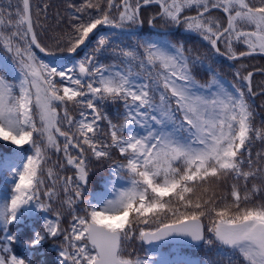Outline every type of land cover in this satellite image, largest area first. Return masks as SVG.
Returning <instances> with one entry per match:
<instances>
[{
    "label": "snow or ice",
    "instance_id": "6c2138e0",
    "mask_svg": "<svg viewBox=\"0 0 264 264\" xmlns=\"http://www.w3.org/2000/svg\"><path fill=\"white\" fill-rule=\"evenodd\" d=\"M22 3L15 20L11 11L0 7V46L13 54V63L20 71L19 83H10L8 77L14 69L7 61H0V142L15 149L0 155V170L11 177L10 195L5 189L0 203V225L6 233L0 242V264H26L24 258L10 253L18 237L8 231L9 225L36 210L51 212L57 201L72 214L70 227H61L62 216L57 212L55 219H44L42 230L33 232L27 244L36 249L47 239L62 236L58 264H150L148 259L123 254L124 243L134 237L149 244L187 237L203 241L210 251L214 247L218 257L215 264H264V152L255 157L252 154L254 141L264 142V126H255L245 92L235 89L234 94L215 77L208 86L215 87L210 95L193 91L199 86L192 71L197 64L202 65V60L198 55H185L182 43L148 42L141 46L142 53L121 49L127 71L97 66L92 57L78 63L75 75V68L37 63L32 47L41 52L45 49L34 30L29 0ZM106 3L107 8H101L100 3L85 0L76 9H96L99 14L87 20L72 18L69 53L84 45L98 26L122 28L143 23L139 19L141 7L155 3L160 18L176 26L183 24L215 54L231 60L264 54V0ZM114 9L118 16L112 15ZM188 10L196 14L184 15ZM212 10H220L226 24L212 16ZM108 43L107 37L101 36L96 51ZM237 44L244 45L246 51H237ZM137 61L136 66L146 72L143 82L133 78L132 64ZM236 76L255 96L253 73L240 77L237 71ZM56 77L61 78V87ZM106 101L124 103L123 124L101 114L98 104ZM70 104L80 106L78 118L70 115ZM58 109L63 110L62 116ZM177 112L182 117L179 124ZM102 120L107 121L110 143L100 139L104 134L99 124ZM152 122L161 127L155 129ZM168 122L174 125L171 130H166ZM131 124L141 125L145 134H125ZM59 137L64 138L62 146ZM25 146L30 147L31 155L25 154ZM113 149L120 160L109 164L113 176L108 181L110 189L106 194L90 196L86 214L77 215L75 206L83 201L91 160H112ZM50 152L62 153L63 162L52 161ZM69 167L75 170L74 176L62 174ZM229 177L235 183L219 200L214 190L208 198L197 194L198 189L207 193L210 185L218 187ZM257 180L259 184L249 187L250 181ZM118 181L123 183L118 186ZM42 196L47 203L42 202ZM204 218L209 220V238L204 235ZM150 220L157 226L140 228L136 237L134 225H148Z\"/></svg>",
    "mask_w": 264,
    "mask_h": 264
},
{
    "label": "trees",
    "instance_id": "16d2710c",
    "mask_svg": "<svg viewBox=\"0 0 264 264\" xmlns=\"http://www.w3.org/2000/svg\"><path fill=\"white\" fill-rule=\"evenodd\" d=\"M253 3L256 0H252ZM31 16L34 23V30L38 37V42L41 47L45 49L46 52L52 54H65L68 53V38L73 34L72 25L74 16H79L82 20H87L89 16H95L99 13L96 9H85L83 12H77L76 9L80 8L85 0H29ZM93 3H100L101 8H107L106 0H93ZM11 5V7H8ZM72 5V7H70ZM0 7L4 8L6 11H11L13 13V20L16 19L15 12L17 7L22 10V5L20 0H0ZM158 12L157 7H149L140 10V19L142 23V29L139 32H116L111 30H99L90 39L87 46L77 53L71 59L63 61H52L45 59L39 55L32 47V52L37 58V63L44 62L50 66H56L58 69L63 68L67 70L68 68H75L76 71L72 73L73 75L78 73V63L85 59L86 57H92L93 63L97 66L104 65L105 67H110L112 71H127V65L122 61L124 58L120 55L121 49H137L141 53L143 52L142 45L148 42H163L167 41L173 45H180L181 43L185 48V55L189 56H200L202 60V65L197 64L192 71V75L199 86L193 91L199 95H210L211 92L215 91V87L209 88V84L212 82L213 77H215L226 89L232 91L235 94V89H242L245 92V99L251 105L254 113V124L256 127L264 126V121L262 114L264 111V95L258 97L256 100H252L247 92L246 87H242V81L236 76L237 71L240 72V77H243L247 72L253 69H264V59L260 57L245 58L238 62L229 63L223 58L215 54L210 46L204 41L199 35L194 33H187L181 30V24L177 31L169 33H156L152 32L148 28V21ZM196 13L194 10H188L184 15H190ZM113 16H118V12L114 9L112 12ZM212 16L216 17L221 21V23H226L225 17L219 12H212ZM154 26L159 28H172L170 23L165 22L162 18H159L153 22ZM126 27H135L136 24H126ZM101 36L107 37L109 43L105 45L100 51H96L98 46V40ZM221 51H224V46L221 45ZM60 48H64V51H60ZM237 51H243L245 48L242 44L234 45ZM190 50V51H188ZM0 54L7 60L14 70H19L18 66L13 63V54L7 52L2 46H0ZM139 62H133L132 72L133 78L137 82H143L146 76V72L136 65ZM211 69V71H209ZM140 73L137 77L136 74ZM10 83H15L14 72L8 77ZM57 86L60 85V77H56ZM65 84L67 81L64 82ZM16 84V83H15ZM252 88L253 91H258L264 89V75H255L252 78ZM157 101H159L157 95ZM102 115H107L109 119L115 124H123L125 107L122 101H106L98 104ZM175 108V105H172ZM61 116L63 115V110L58 109ZM80 111V106L69 105V113L71 116L78 118ZM181 114L176 113V122L181 119ZM37 124L39 125L38 117ZM100 127L103 129V133L100 139L110 143V136L107 135V121H100ZM152 126L155 129H159L161 126L154 124ZM64 130H68L66 125H62ZM174 125L168 126L166 130H171ZM130 132H135L138 135H144L145 129L136 124L129 125L128 129L125 130V134ZM61 138V144L63 143V137ZM14 146L8 143L0 142V155H6L14 151ZM26 155H31L32 150L29 146L24 148ZM73 155H75V150H72ZM264 152V142L259 140L254 141L252 145V154L255 157L256 153ZM52 161L59 159L61 162V156L50 152ZM119 153L117 150H112V160L97 162L91 160L89 164V176L88 183L85 187V195L83 201L78 202L76 207L77 215H85V210L88 208L86 201L89 197H95L99 194H106L110 189L109 180L113 179L109 164L113 161H119ZM75 170L70 167L63 172V175L74 176ZM47 182V181H46ZM118 186L123 183L118 181ZM235 181L229 177L222 181L217 187L215 185H210V190L205 193L203 189H198L197 194L208 198L212 195V190L215 191V196L219 198L224 197L230 192L231 185ZM259 184L260 181H250L251 184ZM7 189L10 195L11 189V177L6 174L4 170H0V203L3 201L4 190ZM264 196V193H261ZM109 198L110 195H109ZM42 202L47 203V199L42 196ZM95 202V200H93ZM59 212L62 216L61 227L68 229L70 227L72 214L67 209L66 206L62 205L59 201L54 202L52 205V211L48 213L40 212L36 210L33 215L27 216L21 221L9 225L8 231L17 234V242L10 246V253L17 255L18 257L24 258L26 264H58L59 262V250L63 241V237L57 239L49 238L33 249L28 246L31 235L35 231L42 230V224L45 218L55 219V213ZM205 238L211 236L208 233L207 228L209 226V220L207 218L203 219ZM157 225L150 220L148 225L137 223L134 225L136 232V237H138L140 228L153 229ZM6 233L3 230V226L0 225V242H3V238ZM124 255L131 256L132 258L148 259L150 264L158 263L161 258L165 255L171 253H182L185 257L192 262V264H215L218 259L215 249L210 251L209 246L206 243H202L200 246H180V245H165V246H144L138 238H133L128 240L123 245ZM0 254H3L0 252Z\"/></svg>",
    "mask_w": 264,
    "mask_h": 264
},
{
    "label": "water",
    "instance_id": "95a60500",
    "mask_svg": "<svg viewBox=\"0 0 264 264\" xmlns=\"http://www.w3.org/2000/svg\"><path fill=\"white\" fill-rule=\"evenodd\" d=\"M22 1V0H21ZM153 5H156L158 6L157 4L155 3H151V4H148V5H143L142 7H147V6H153ZM22 6H23V3H22ZM141 7V8H142ZM212 11H220V10H212ZM221 12V11H220ZM159 18L158 15H156L154 18L150 19L152 21H154L155 19ZM140 19V18H139ZM149 20V21H150ZM141 26H142V23H139L137 24V27L136 28H126V27H122V28H114V27H111V26H108V25H102V26H98L97 29L94 30V32L92 34H90L89 36V39L91 36H93L95 34L96 31H98L99 29H109V30H113V31H121V32H135V31H139L141 29ZM148 26L151 30H154V31H157V32H166L168 30H161V29H158V28H155L152 26V24H149L148 22ZM178 26H174V28L171 30V31H175L177 30ZM89 39L85 42L84 45H80L77 50L73 53H67V54H64V55H52V54H49L45 51L41 52L39 48H36L35 46H33V48L41 55L43 56L44 58L48 59V60H64V59H69L71 57H73L74 55H76L78 52H80L85 46L86 44L88 43ZM251 56H261V57H264V54H261L259 52L257 53H254L252 55H249V56H245V57H251ZM225 58L228 59L227 56H224ZM244 58V57H242ZM240 58V59H242ZM230 61H236V60H231V59H228ZM239 60V59H237ZM253 75L254 74H264V71H261V70H254L252 71ZM261 92V91H260ZM260 92L256 93L255 96L259 95ZM203 241L201 242H197V241H192L190 238H187V237H169L167 238L166 240H163V241H157V242H153L151 244L149 243H145V242H142L144 245H163V244H181V245H193V246H198L200 244H202Z\"/></svg>",
    "mask_w": 264,
    "mask_h": 264
},
{
    "label": "rangeland",
    "instance_id": "374dc122",
    "mask_svg": "<svg viewBox=\"0 0 264 264\" xmlns=\"http://www.w3.org/2000/svg\"><path fill=\"white\" fill-rule=\"evenodd\" d=\"M172 26H173V24H171V27ZM183 31H186L184 26H183ZM0 61H5V59L3 58V56L1 54H0ZM19 80H20V72L16 76L15 83L18 84L19 83ZM157 102H159V101H157ZM180 120L181 119H178L177 122H176V124H179ZM171 125H173V124L171 122H168V126H171ZM136 126H138V125H136ZM59 140L61 142L62 139L59 138ZM62 144H61V146H62ZM59 155L61 156V160L63 161V154L60 153ZM191 263L192 262L189 261L188 259H186V257L184 255L179 254V253H172L171 255L166 256L163 259H161L158 264H191ZM153 264H155V263H153Z\"/></svg>",
    "mask_w": 264,
    "mask_h": 264
}]
</instances>
